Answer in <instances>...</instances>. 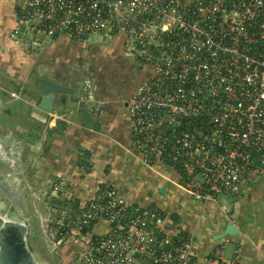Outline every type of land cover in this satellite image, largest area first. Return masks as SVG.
Instances as JSON below:
<instances>
[{"label":"built area","instance_id":"built-area-1","mask_svg":"<svg viewBox=\"0 0 264 264\" xmlns=\"http://www.w3.org/2000/svg\"><path fill=\"white\" fill-rule=\"evenodd\" d=\"M16 14L11 39L122 37L146 71L126 104L130 146L194 200L232 196L264 169V0H25ZM91 88L80 101L94 100ZM51 189L72 196L65 178ZM76 209L77 264H195L190 236L167 234L156 207L128 202L111 182ZM100 221L105 234L92 231Z\"/></svg>","mask_w":264,"mask_h":264},{"label":"crops","instance_id":"crops-1","mask_svg":"<svg viewBox=\"0 0 264 264\" xmlns=\"http://www.w3.org/2000/svg\"><path fill=\"white\" fill-rule=\"evenodd\" d=\"M24 2L0 0V74L17 69L20 66L16 65L20 64L26 71L30 70L38 59V55H32L33 51L45 52L47 60L55 58L50 59L49 45L43 48L40 44L47 38L38 42L31 35L9 38L8 34L18 24L17 10ZM116 39L120 40L117 43L122 49V37ZM25 40L28 41L25 43ZM50 42L59 45L74 41L60 37ZM38 66L36 76L53 78L61 70L55 63ZM9 77L12 79V73ZM67 83L71 85L69 79ZM115 101L108 96L94 97L93 103L100 111H88L92 130L85 129L80 115L67 106L58 105L50 116L53 128L58 123L54 130L63 136L54 134L45 156L53 165L49 169L52 174L66 176L74 201L77 203L95 194L100 182H111L128 202L156 207L165 216L167 234L190 236L195 264H264V169L251 173L236 194L223 196L229 198L222 203L220 198L207 203L194 200L175 185L174 172L160 167L151 170L141 164L139 154L130 146L126 109L124 105H114ZM4 108L6 117L7 108ZM32 112L33 125L47 123L39 110ZM17 129L23 134L28 132L23 126L16 125ZM36 131L39 134L37 128ZM228 225L233 226L234 235H224ZM108 230L106 221L97 222L92 228L95 234H105ZM79 247L80 244L74 243L75 258ZM234 252L238 253L236 261H233Z\"/></svg>","mask_w":264,"mask_h":264},{"label":"rangeland","instance_id":"rangeland-1","mask_svg":"<svg viewBox=\"0 0 264 264\" xmlns=\"http://www.w3.org/2000/svg\"><path fill=\"white\" fill-rule=\"evenodd\" d=\"M29 35L30 33L27 34ZM89 38L91 41L86 44L63 42L59 45L43 39L40 44L43 48L49 45L50 59L55 57L53 60H47L45 52L33 51L32 55H38V59L30 70L26 71L20 64L16 65L20 66L17 67L18 70H9L7 73L2 71L0 74V90H6V94L3 91L2 95L0 94V203L7 205L8 210L20 214L27 223V244L39 264H77L78 260L73 252L76 241L73 232L78 212L73 196L64 199L52 193V182L59 177L66 180V176L50 172L49 169H52L53 165L49 161L50 158L46 159L45 152L50 148L54 134L62 137L63 133L55 131L58 123L53 128L50 116L37 108L40 95L34 90L32 82L36 77L38 65L52 66L55 63L61 70H58L53 78H48L68 88H74L67 83L74 73L82 78L90 76L93 82H90L93 85L92 95L97 98L108 96L109 99L116 100L114 105L119 107L129 100L138 83L146 75V71H140L141 69L119 48V39L95 40V35ZM27 41L25 40V43ZM9 73H12V79ZM83 106L87 107V103L84 102ZM4 107L7 108L6 117ZM34 109L39 110L47 123L37 127L30 122ZM99 111L98 107V111L93 113ZM16 125L26 127L28 132L24 135L18 129L16 131ZM36 128L41 133L38 134ZM16 135L21 138L17 139ZM217 198H220L222 203L221 201L229 197Z\"/></svg>","mask_w":264,"mask_h":264},{"label":"water","instance_id":"water-1","mask_svg":"<svg viewBox=\"0 0 264 264\" xmlns=\"http://www.w3.org/2000/svg\"><path fill=\"white\" fill-rule=\"evenodd\" d=\"M32 84L40 95L37 108L45 115L51 116L58 105H64L80 115L85 129H93V123L88 116L91 107L87 102V107L83 106L84 102L79 100L77 89L62 86L44 76H36ZM164 189L163 186L160 192ZM234 234L233 226L228 225L224 235ZM27 235L28 226L23 217L15 211L0 208V264H39L28 247Z\"/></svg>","mask_w":264,"mask_h":264},{"label":"flooded vegetation","instance_id":"flooded-vegetation-1","mask_svg":"<svg viewBox=\"0 0 264 264\" xmlns=\"http://www.w3.org/2000/svg\"><path fill=\"white\" fill-rule=\"evenodd\" d=\"M91 77L90 76H85L84 78H82L80 75H78L77 73H74V75L73 76H71L70 78H68L70 81H71V85H72V87H74V88H76V89H78V90H80V91H82V89H83V86H84V83L86 82V81H89V82H91V83H93L92 82V80L90 79ZM92 85V84H91ZM92 87H93V85H92ZM2 91H3V93L4 94H6V92L4 91V90H0V94L2 95ZM80 91H79V94H80ZM78 94V95H79ZM94 102V100L93 101H90V102H87L88 103V106L89 107H92V109H94V107H97V110L96 111H98V106H96L95 104L96 103H93ZM90 104H92L91 106H90ZM126 104H127V101L125 102V104H124V106H125V109H126ZM2 105V104H1ZM1 107V106H0ZM24 135H25V133H24ZM16 138L18 139V138H20V135H16ZM21 140V139H20Z\"/></svg>","mask_w":264,"mask_h":264},{"label":"bare ground","instance_id":"bare-ground-1","mask_svg":"<svg viewBox=\"0 0 264 264\" xmlns=\"http://www.w3.org/2000/svg\"><path fill=\"white\" fill-rule=\"evenodd\" d=\"M7 205L3 204V203H0V208L1 209H5L6 211L8 210L7 208Z\"/></svg>","mask_w":264,"mask_h":264}]
</instances>
